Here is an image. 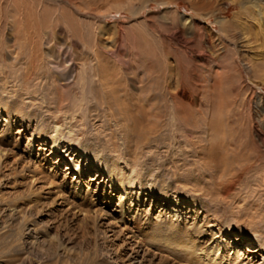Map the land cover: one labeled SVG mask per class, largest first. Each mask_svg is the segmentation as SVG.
Wrapping results in <instances>:
<instances>
[{
	"label": "rangeland",
	"instance_id": "1",
	"mask_svg": "<svg viewBox=\"0 0 264 264\" xmlns=\"http://www.w3.org/2000/svg\"><path fill=\"white\" fill-rule=\"evenodd\" d=\"M229 2L77 0L82 37L75 40L87 57L84 67L94 62L97 27L105 24L117 56L127 46L135 64L151 68V89L166 92L176 79L192 80L198 100L189 108L191 134L158 133L135 157L119 133V148L107 145L115 129L88 111L81 123L63 117L56 133L44 123L37 148L39 125L9 127L0 116V264L8 257L32 264H264V15L245 11L242 0L224 11ZM235 14L241 21L231 30L215 23H230ZM54 36L66 51V39ZM3 42L0 32V50ZM7 44L14 54L20 43ZM22 68L20 60L14 70ZM136 162L143 165L142 183L132 189L126 174L138 172ZM165 186L164 206L139 190L157 196Z\"/></svg>",
	"mask_w": 264,
	"mask_h": 264
},
{
	"label": "bare ground",
	"instance_id": "2",
	"mask_svg": "<svg viewBox=\"0 0 264 264\" xmlns=\"http://www.w3.org/2000/svg\"><path fill=\"white\" fill-rule=\"evenodd\" d=\"M47 1L0 0V32L4 37L0 50V88L3 86L10 88V90L3 88L4 90L0 93V116L4 117L3 119L7 121L9 127L17 126L20 123V127L27 129V126L34 122L40 128L44 123L49 122L54 126L48 131L56 133L63 117L65 120L81 123L87 117L88 111H95L106 119L107 123L104 126L108 130L115 129V133H111L110 142L105 143L113 148H119L118 138L115 137L119 133V140L122 141L121 144L127 151L125 152L129 153V150L133 149L135 157H139L140 149L154 144L158 133L169 132L171 139L176 137L175 134L183 136L185 139L190 136L191 127L189 128V126L193 123L189 122V118L192 116V111L189 108L193 107L198 100L197 90L192 80L179 81L176 79L165 88L166 92L162 90L156 92V89L153 90L154 87L151 89V86L148 85L150 76L147 75L151 68L147 67L145 63L135 64L136 61L133 62L132 56H130L132 51L130 52L127 46L125 55L117 56L116 41L112 40V44L111 41H108L109 34L106 33L107 26L105 24H97L101 26L97 27L91 52V60L94 62L84 67L86 65L84 60L87 57L81 56L78 42L75 40V38L81 39L82 37L80 31L82 26L75 18V16L83 14L79 6L80 3L77 4V0H53L57 7L50 9ZM229 1L224 11L232 3L240 0ZM65 4L68 6L67 9H65ZM191 4L193 7L195 2ZM242 6L245 11L252 8L258 10L260 17L264 15V0H242ZM238 18V14H235L230 23L225 21H216L215 23L222 28L226 27L231 30L237 20H240ZM189 23L194 25L195 19L190 17ZM241 25L244 42H247L251 40L249 28L247 23L242 22ZM115 26L113 28H116ZM55 33H59L66 39V51L65 48L64 51H59L56 46ZM105 35H107L106 40L102 39ZM9 41L14 44L20 43L14 54L10 52L11 45L7 44ZM76 55H80V59L77 58L79 67L77 66L78 62L75 63L72 59ZM101 56L108 58L111 62L100 60ZM20 60L23 68L20 71H15V65ZM248 60V63H254L250 59ZM148 74L150 75V73ZM155 84L158 86L157 82ZM54 92L56 97H53ZM67 93L70 97L68 98L73 99V102H70L67 96L63 98V94L67 95ZM4 96L7 97V100L4 99ZM19 97L22 100L26 99V102L23 100L19 107L11 105L13 100ZM43 108L44 111H42ZM28 110L31 111V115ZM208 121H210L209 118ZM208 124L209 128L216 125L214 121H210ZM42 132L41 129L36 133L37 139L40 141L36 144L37 148L40 147L42 141ZM72 140L70 139L71 142ZM93 141L96 142L95 144H99L98 138H94ZM130 141L133 142V145L130 144ZM189 141L186 142L191 147L190 142L193 141ZM69 145L74 148L73 144ZM116 155L119 158L117 153ZM98 158V153H94L91 160L98 161ZM117 162L112 164L117 167ZM135 165L139 167L138 172L134 167L130 168L126 174L128 181L126 186H130L132 189L142 183L143 165L138 162ZM112 179L114 180V178ZM139 190L143 191V196H151L152 200L162 201L164 203L162 206L167 204V198L164 195L168 190L166 186L162 187L161 194L157 196L151 195L152 193L149 195L145 189L140 188ZM227 190L223 189L221 193L228 194ZM138 194L140 193L138 192ZM175 202L179 201L175 200ZM206 221V225L212 222L211 220ZM214 228L220 233L219 227ZM13 255L15 254H11L12 257H14ZM8 258L4 261L6 264H32L31 261L24 260V257Z\"/></svg>",
	"mask_w": 264,
	"mask_h": 264
}]
</instances>
